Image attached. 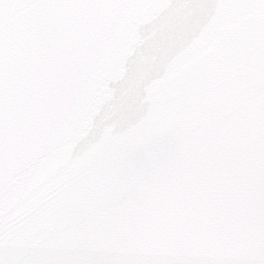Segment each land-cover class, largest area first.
<instances>
[{
  "label": "water",
  "instance_id": "water-1",
  "mask_svg": "<svg viewBox=\"0 0 264 264\" xmlns=\"http://www.w3.org/2000/svg\"><path fill=\"white\" fill-rule=\"evenodd\" d=\"M0 264H264V0H0Z\"/></svg>",
  "mask_w": 264,
  "mask_h": 264
}]
</instances>
